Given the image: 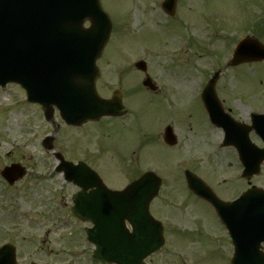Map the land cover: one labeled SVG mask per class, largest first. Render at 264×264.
Returning <instances> with one entry per match:
<instances>
[{"label":"rangeland","instance_id":"374dc122","mask_svg":"<svg viewBox=\"0 0 264 264\" xmlns=\"http://www.w3.org/2000/svg\"><path fill=\"white\" fill-rule=\"evenodd\" d=\"M160 3L161 0H102V6L112 22V35L101 58L97 60L101 75L98 85L101 93L106 95L107 89L116 85L112 73L118 67L127 69L122 80L126 85L127 72H130V67L138 59H144L156 70L157 75L170 80V87H174V101H187L184 109L185 123L194 127L180 128V143L175 150L184 157L192 158L194 162L191 164L188 161L181 167L187 165L188 169L202 177L221 197H231L240 188L247 186L239 176V166L233 161L235 151L228 147L216 148L222 139L221 131L216 128L207 133L203 131V138L202 131L198 129L206 128L205 111L197 92L192 91L197 89V75L200 72L203 78L208 79L219 68L221 73L217 85L220 91L222 89L227 94L225 106L232 110L236 119L247 122L249 110H264V62L243 63L238 67L226 66L233 43L246 34L255 36L248 30L252 24L264 19V0H177L172 17H166L168 15L159 7ZM256 33L264 42V30ZM170 48L179 52L175 54V59L170 52L171 55H168ZM166 64L169 67H181V71L160 70ZM131 80L136 84V77ZM168 89L170 88H161V92ZM134 93L133 87L127 90L125 103L132 106L135 102L132 99ZM23 94L19 86L12 84L0 90V170L4 164L12 161L20 162L26 167V175L12 186H8L0 177V244L2 238H7L16 245L19 264H28L29 261L78 264L86 250L82 243L83 249L79 254L74 250L79 249L81 235L80 228L75 225L81 224L64 214L63 202L69 187L59 184L60 176L56 172L53 174L49 163L54 159L52 152L46 151L40 144L43 135L51 133L53 127L44 119L39 107L25 102ZM132 108L134 111L135 106ZM164 109L163 105V113ZM128 119L129 117L125 120H112L116 121L112 124L109 120H103L97 125H85L83 129L86 130L79 129L78 139H75V131L66 135L61 130L58 133L57 148L66 139L73 138L78 144L68 146L67 149L74 158H82V154L85 158L90 152L86 144L90 140V127L101 130L98 136L101 141L104 139L102 144L107 148L108 143L113 144L120 137L115 129L127 133L126 128H121V123ZM180 121L177 120L176 124L181 125ZM149 134L154 136L153 131ZM253 137L260 144L255 135ZM124 139V136L120 137V140ZM153 145L150 149L154 151L153 155L146 151H142V154L146 153L145 160L158 166L160 176L164 179L162 194L170 200L166 204L162 201L160 207L166 209H159L162 212L160 214L167 218L170 225L179 221L171 222L170 215L174 218V214L190 229L194 222L207 228V220L198 211L209 213L208 206L196 197L190 196V201L197 206L198 211L190 207L189 211L181 215L176 210H169L173 206L172 202L177 200V197H172L173 191L176 192V188H179L184 194L186 190L183 184L177 180L175 184L174 181L179 174V168L175 166L176 154L156 141H153ZM103 150L100 149V154L91 155L93 160L98 162L100 159L101 162L100 165H93L98 169L100 166L99 172L109 182V187L121 188L126 182V178L121 180L126 172L117 174L126 165L123 160L127 158V150L113 148L114 153ZM134 161L136 160H132V163ZM137 161L133 164L130 162V166L140 169L142 161ZM253 179L255 184L264 187V163L260 175ZM163 248L153 256L155 264H174L175 259L172 258L178 255L170 239ZM204 250L208 252L210 249ZM193 260L190 264H197L194 258Z\"/></svg>","mask_w":264,"mask_h":264},{"label":"water","instance_id":"95a60500","mask_svg":"<svg viewBox=\"0 0 264 264\" xmlns=\"http://www.w3.org/2000/svg\"><path fill=\"white\" fill-rule=\"evenodd\" d=\"M173 3L174 0H165L163 5L172 12ZM85 18L91 21L88 29L82 27ZM109 31V19L101 9L100 0H0V84L18 82L26 90L28 100L42 105L46 117L51 116L52 105L59 108L62 117L69 123H81L97 119L103 114H112L115 111L110 108V102L100 99L94 87L98 75L95 60L101 55ZM257 45L256 40L241 41L233 53L231 64L264 58V49ZM136 65L143 67L141 63ZM215 79L216 74L203 92H207L204 94V102L212 120L227 130L224 119L209 107L208 99L213 92ZM239 129L244 134L248 132V128L242 125ZM259 131L264 137V130L259 128ZM229 142L234 145L238 143L237 140H225V144ZM238 148L248 165L249 153L246 154L247 151L242 147ZM257 155L256 165L248 169L251 171H247L246 176L258 171L259 163L264 159V148ZM12 172L4 174L12 180L15 178H11ZM144 176L149 179L137 180L130 189L120 194L133 193L139 186L149 187L148 190L143 188L148 194L142 200L143 205H140L144 209L141 213L143 222H148L140 227L144 233L143 242L140 246L133 243L132 262L127 264H141V258L156 250L162 242V237L156 236L155 225L146 218V207L156 192L158 179L150 172ZM189 185L216 207L226 208L220 206L210 191L200 187L195 179L189 180ZM137 204L138 200L134 201L133 208H137ZM79 208L76 201L72 211L79 214ZM79 216L91 221L94 218L93 215ZM86 232L88 239L95 242L94 228ZM99 245L102 258H113L114 253L104 254V241Z\"/></svg>","mask_w":264,"mask_h":264},{"label":"flooded vegetation","instance_id":"af4514ba","mask_svg":"<svg viewBox=\"0 0 264 264\" xmlns=\"http://www.w3.org/2000/svg\"><path fill=\"white\" fill-rule=\"evenodd\" d=\"M180 108V105H178L176 107V109ZM128 113V111H127ZM126 113V114H127ZM147 116V117H146ZM149 116V117H148ZM152 116V117H151ZM146 117L145 119H143L142 121V127L140 130L137 131L136 134V140L135 142H133L132 136L129 134H132L131 129H132V119L131 116H129V119L126 121H123L121 123V128H126L127 129V133H122L120 134L121 136H124L125 139L124 140H120V137L118 140H115L113 145L115 146V148L117 149H126L129 151V149L132 148L133 145H135L136 150L132 151V153H136L138 151H146V153L148 152L150 142L153 141H158L160 138V131L162 130V128L165 125V117H161L160 115H156L154 117V115H150L149 113H146V115L144 116ZM118 117L111 118V124L113 122L116 121H112L113 120H125L127 118V116H125L124 118L121 119H117ZM185 120L186 117L183 116L181 117L180 115H178L175 118V121H172L173 126L180 132V128H182L185 125V121L184 123H181L180 119ZM177 120L180 121L181 125L176 124ZM110 124V125H111ZM150 124V125H149ZM188 125V124H187ZM66 128V135L72 134L73 131H75L77 133V136L75 137V139H78L80 136V131L79 128L80 126H69V125H65ZM184 128V127H183ZM111 130H112V126H111ZM151 130H155V136L150 137V131ZM115 132L120 133L119 129H115ZM81 133L83 134V132L81 131ZM70 138V137H69ZM73 138L70 139H66V153L67 156L69 157V159H71V161H73L74 163L77 161H80V159L82 161H84L83 159V154H82V158H74L72 156V154L70 153V151L67 149L68 146L73 147L75 144V139L74 141L72 140ZM138 148V149H137ZM89 164L93 165V163L96 164L95 160H86ZM98 163V162H97ZM94 166V165H93ZM130 168H128L127 173L129 172ZM130 174V172H129ZM60 179H61V183H64L62 185L68 186V190L66 191V193H70L69 197H72V195L79 191L80 188L77 187L74 183L72 182H67L64 179V175L62 173H60ZM138 176L135 175V177H133V175H128L126 176V182L125 184L131 182L132 180H134L135 178H137ZM71 199V198H69ZM64 205L66 206L67 203L64 202ZM161 204H159L160 206ZM69 207L70 205H68L67 208H65L64 210L69 212ZM160 208H156L153 207V209H151L152 213H155L154 216L162 223L163 226V235L166 239V241L168 242V240L170 239V243L172 242L174 244L175 247V252L177 253V257L172 258L175 259L174 264H190V262H193V258L195 259V263L197 264H228V260L230 258V253L232 251L231 248V239H230V235L228 234L226 228L220 223V221L218 220V218L216 217V215L213 213L212 209H210L211 213L210 214H206V213H201L200 211H198V209H196L199 213V215H202L205 220H207L208 223V227L207 228H202L203 225L199 222H194L191 226L193 228H189L187 226H185L184 223H181V220L178 219L174 214H172L174 216V218L170 215V220L172 221H178L177 223H174L173 225H170L167 223V218L164 217V215L160 214ZM178 212V214H184L186 213V211H189L188 208V204H185L181 209H177L176 210ZM162 213V212H161ZM174 213V212H171ZM198 219V217H197ZM115 228L119 229V233L118 237L120 238L121 242H124V240L127 239L128 234L131 232L132 227L131 224L124 219L123 220V224H115L113 225ZM86 227V225H83V230ZM170 232V233H169ZM85 244H88L89 247L87 249V251H84L83 253H86V255H83L80 258V261L78 264H116V263H108V262H101L99 260H96L92 257V251L94 249L95 246L84 242ZM195 245H197L198 247H196ZM204 248L210 249L208 252H206L204 250ZM264 251V249H263ZM153 256V255H152ZM150 256L145 260V264H155V260L153 259V257Z\"/></svg>","mask_w":264,"mask_h":264}]
</instances>
